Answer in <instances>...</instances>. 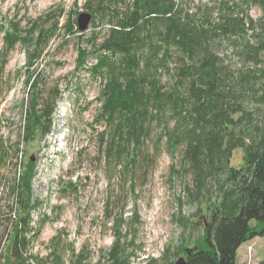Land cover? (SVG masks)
Masks as SVG:
<instances>
[{"label":"rangeland","instance_id":"374dc122","mask_svg":"<svg viewBox=\"0 0 264 264\" xmlns=\"http://www.w3.org/2000/svg\"><path fill=\"white\" fill-rule=\"evenodd\" d=\"M89 1L0 0V135L8 151L0 160L3 222L0 264H8L7 258L12 257L14 226L27 213L30 217L26 232L30 243L24 252L27 263L53 264L57 255H62L64 264H73V261L78 263V256L84 252L87 264H110L109 252L120 241L124 255L129 257L126 264H154V260L158 261L156 264H168L163 260L167 248L177 251V247H181L179 256L184 255V249H192L203 232L196 220L208 212L211 203L220 200L217 181L226 179L225 172L207 183L209 191L204 197L189 200L186 187L194 188L195 183L192 175L175 171L181 169L184 145H178L174 151L169 149L164 128L175 125L170 114L166 115L165 124L146 121L148 136L139 146L137 162L129 169L125 168V160L119 164L114 156H107V144L101 143L100 137L103 132L113 133L116 121L109 126L106 120H97L107 76L95 75L92 69L103 54L111 56L110 52L99 48L111 29L118 26L110 21L112 12L105 11L97 15L85 31L68 34L65 29L70 19L77 23L78 15H72L74 11L90 13ZM225 1L230 5L238 3L234 15L241 18L248 14L255 21V27L248 26L245 33L238 29L224 34L215 26L220 36L214 38L211 33L210 45L224 61L228 83H240L246 73H254L262 97L264 51L257 62L246 45L250 42L257 46L260 42L264 6L252 3L246 8L242 0H177L179 7L196 17V25L207 26L222 22L226 11L220 9V4ZM125 5L114 3L112 9L122 14ZM51 13L54 19L49 18ZM11 20L20 21L22 30H28L34 21L48 28L58 20L61 29L51 38L40 59L29 64L28 48L24 44H18L6 58L2 55L5 34L1 27L8 28ZM151 40L139 49L140 64L134 68L143 76L150 74L149 66L154 61L160 64L164 60L163 51L153 59L149 45L159 39L156 35ZM81 50L88 52L83 64L79 57ZM171 55L165 65L172 71L161 68L156 78L165 90L178 87L184 91L177 76L181 54L174 45ZM122 57L121 53L113 56L117 61ZM55 91L60 92V98L51 132L44 135L37 128L29 140H23V125L34 102L43 104L46 98H55ZM259 95L245 102L248 111H259L257 115L264 106ZM240 116L241 113H237L235 118ZM240 131L241 125L236 129ZM18 143L20 151L16 154L14 147ZM29 163L34 167L30 191L24 193L28 205L24 211L13 186L29 171ZM245 164L244 149H235L229 166L241 169ZM182 216L186 219L179 221ZM118 218L123 219L120 224ZM237 264H264V236L240 248Z\"/></svg>","mask_w":264,"mask_h":264},{"label":"trees","instance_id":"16d2710c","mask_svg":"<svg viewBox=\"0 0 264 264\" xmlns=\"http://www.w3.org/2000/svg\"><path fill=\"white\" fill-rule=\"evenodd\" d=\"M118 2L126 4L122 14L112 9V5ZM241 3L246 8L251 7L252 3L264 6V0H242ZM237 6L238 3L230 5L228 1L222 2L220 9L226 11L222 22L207 26L203 23L196 25V17L179 7L177 0H90L87 5L92 21L97 15L108 11L113 14L110 21L118 26L111 29L99 48L100 51L110 52L111 56L103 54L92 69L95 75L107 76L97 120H106L109 126L116 121L113 133L103 132L100 137L101 143L107 144V156H114L119 164L125 160V168L129 169L137 162L139 146L148 136L146 121L157 120L159 125L165 124L166 115L170 114L168 116L175 120V125L173 128L165 127L164 131L168 136L169 149L174 151L178 145H184L181 169L175 171L193 177L194 188L186 187L189 200H200L209 191L207 183L217 180L220 173H226L224 181H217L220 200L211 203L207 207L208 212L196 220V225L203 228L196 245L183 250L189 264H237L239 249L246 242L264 236V106L260 109V115H257L259 111H248L245 106L246 100L258 96L261 89L256 87L257 76L249 72L240 83L229 84L224 61L215 53L209 41L212 40L211 33L212 37L217 38L222 31L232 34L239 29L245 33L248 26L255 27V21L248 14L241 18L234 15ZM74 14L79 16L80 13L74 11ZM53 15L51 13L49 18L54 19ZM114 16L118 18L117 21L113 20ZM215 26L221 29L220 33ZM1 28L5 34L3 57L6 58L18 44H24L28 48L29 64L40 59L51 38L61 29L58 20L48 28L42 27L40 21H34L28 30H22L20 21L12 20L8 28ZM65 29L68 34L79 32L78 17L77 23L70 19ZM156 35L159 41L151 43L149 47L152 48L153 59L159 51H163L164 60L160 64L154 61L149 66L150 74H137L135 69L140 64L139 49ZM259 36L257 46L250 42L246 45L257 62L264 51V24ZM96 38L94 36L93 39ZM173 45L181 54L177 76L184 91L178 87L165 90L156 78L161 68L172 71L165 63L172 58ZM117 53L124 57L115 60L113 56ZM87 56L88 52L81 50L80 63L83 64ZM35 87H38V83H35ZM55 93V98H46L43 104L34 102L23 125V140H29L37 128L44 135L51 132L53 115L60 98V92ZM259 99L264 101V94L262 97L259 95ZM237 113H241L238 119L235 118ZM240 125L241 131L238 133L236 129ZM19 144L14 147L16 154L20 151ZM237 148L245 151L246 164L241 169L229 166V160ZM7 155L0 135V160ZM33 167V163H29V171L13 186V191L19 193L18 201L24 211L28 209L24 193L30 191ZM132 187H135L134 183ZM185 219L183 216L178 218L179 221ZM122 220L118 218L117 222L120 224ZM2 223L0 213V232ZM29 223L27 213L14 226L12 257L7 258L8 264H30L24 256L30 243L26 235ZM1 242L0 236V250ZM180 251L181 247H177V251L168 247L163 260L174 264L173 260L178 258ZM86 257L84 252L81 253L77 258L78 263L87 264ZM171 257L173 260H170ZM108 260L110 264H126L129 261L120 241L109 252ZM157 262L153 261L154 264ZM78 263L73 261V264ZM53 264H64L62 255H57Z\"/></svg>","mask_w":264,"mask_h":264},{"label":"water","instance_id":"95a60500","mask_svg":"<svg viewBox=\"0 0 264 264\" xmlns=\"http://www.w3.org/2000/svg\"><path fill=\"white\" fill-rule=\"evenodd\" d=\"M92 21V14L89 12H81L78 16V28L79 30L85 31ZM204 218V217H202ZM174 264H189L185 256H179Z\"/></svg>","mask_w":264,"mask_h":264},{"label":"crops","instance_id":"0c3cea01","mask_svg":"<svg viewBox=\"0 0 264 264\" xmlns=\"http://www.w3.org/2000/svg\"><path fill=\"white\" fill-rule=\"evenodd\" d=\"M240 250V249H239Z\"/></svg>","mask_w":264,"mask_h":264}]
</instances>
